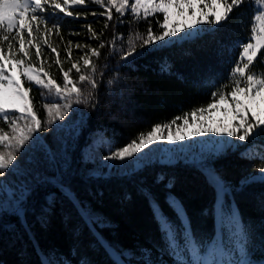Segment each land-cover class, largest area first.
Returning <instances> with one entry per match:
<instances>
[{
	"label": "snow or ice",
	"instance_id": "snow-or-ice-1",
	"mask_svg": "<svg viewBox=\"0 0 264 264\" xmlns=\"http://www.w3.org/2000/svg\"><path fill=\"white\" fill-rule=\"evenodd\" d=\"M246 2L254 5L248 35L232 42V49H238L239 56L230 67L226 82L211 92V102L167 122L154 123L150 130L137 133L123 146H117L114 137L106 139L97 130L85 137L81 159L74 160L73 153L87 127L88 113L79 106L95 110L102 83L108 87L118 84L120 68L132 69L138 58L194 38V34L199 38L202 32L218 30ZM93 5L103 9L91 13L94 18H105L103 28L98 32L90 23L83 27L88 39L97 42L96 46L73 45L69 40L63 48L67 55L61 60L58 48L50 40L55 35L63 42L59 14L86 19L87 8ZM126 14L131 20L125 40L115 29L124 23L122 18ZM156 14H162L163 20L157 19L154 31L148 18ZM50 19L56 22L49 26ZM142 21L147 22L143 32L131 27ZM109 28L113 29V35L105 40ZM44 46L50 49V56L55 54L51 64L41 59ZM73 48L83 52L74 62ZM105 48L107 54L102 52ZM33 55L40 62L38 68ZM102 55H105L103 65L98 63ZM114 56L119 59L112 66L108 61ZM261 58H264V0H0V119L8 129H0V219L15 216L30 233L27 215L31 211L41 227H46L59 193V199L67 200L77 210L96 242L104 247L111 264H169V261L171 264H264V232L258 233L254 226L244 222L236 203L237 193L255 183L264 185V59ZM66 62L71 63L67 69L63 67ZM258 62L262 67L254 70ZM53 66L62 73V84L45 70ZM169 67L167 61L160 65L162 72ZM73 70L75 80L70 75ZM107 71L114 75L105 82L103 76ZM32 86L41 90L42 100L60 101L42 104L45 119L38 118L30 96ZM216 112L220 113L218 117L214 116ZM44 132L49 133L48 138L41 135ZM192 136L202 139L190 140L187 145L175 144ZM159 141H167L174 147L162 152L155 143ZM85 149L92 156V163L108 169L105 175L111 174L113 168H119L123 175L133 174L128 166L136 161V168L146 167L145 160L159 161L167 167L195 169L212 191L211 204L201 208L197 215L213 218V234L196 235L193 218L171 191L176 175L158 173L154 183L163 184V205L175 219L165 213L150 188L141 186L138 191L151 209L161 243L135 250L111 245L95 231L102 224L101 218L71 187L73 176L79 174L76 164L86 162ZM99 150L107 152L102 159ZM25 154L26 167L20 160ZM232 154H238L250 164L256 162L253 170L247 171L236 184L227 181L216 167L218 160ZM41 189L56 191L47 192L45 203L37 212L33 199ZM125 198L130 197L126 194ZM257 204L264 213V191L259 193ZM260 228L264 229V216ZM78 234L79 230H75L74 235ZM257 243L259 255L255 251ZM33 249L37 264H72L73 259L76 264H91L85 256L77 259L76 245L69 249L68 255L58 249L45 251L38 244ZM19 255L26 256L27 250L22 248Z\"/></svg>",
	"mask_w": 264,
	"mask_h": 264
},
{
	"label": "trees",
	"instance_id": "trees-1",
	"mask_svg": "<svg viewBox=\"0 0 264 264\" xmlns=\"http://www.w3.org/2000/svg\"><path fill=\"white\" fill-rule=\"evenodd\" d=\"M253 7L254 5L250 6L246 2L245 6L237 8L233 16L218 30L202 32L199 38L194 36L175 46H167L144 58H138L132 69L120 68L118 84L108 87L102 83L98 90V104L95 110L79 106L81 111L88 113L87 127L80 138L79 147L73 153L74 160L81 159L80 150L84 148L85 137L97 130L102 132L106 139L114 137L117 146H123L135 138L137 133L150 130L152 124L167 122L175 116H181L184 112L191 113L193 108L211 102V92L226 82L227 73L239 56V50L232 49V42L245 39L248 35L247 28ZM94 11L98 13L103 9L94 5L88 7L89 14L86 19L83 16L76 19L59 14L63 42L55 35H52L50 40L58 48L61 60H65L67 54L64 53L63 48L69 40L73 45L89 43L92 47L96 46L97 42L88 39L87 30L83 27L90 23L98 32L103 28L105 18L103 16L94 18L91 15ZM122 19L124 23L116 27L115 32L123 34L126 40L131 16L126 14ZM157 19L162 21V14L148 18L154 31L157 28ZM53 22L56 21L50 19L49 26ZM131 27H138L143 32L147 22L142 21L138 26L133 24ZM112 35L113 29L109 28L103 38L107 40ZM32 51L34 53L35 49ZM102 52L107 54L108 48L103 49ZM49 54L50 49L44 46V56L41 59H47L51 64L55 54L51 56ZM82 54L80 49L73 48V62ZM32 59L39 67L40 62L34 55ZM118 59L119 57L114 56L108 63L114 66ZM164 61H167L170 67L162 72L160 65ZM98 63L101 65L105 63V55L100 57ZM70 66V62L63 65L65 69ZM261 67L258 62L254 70ZM45 70L62 84V73L58 67H46ZM70 75L74 80L76 79L75 70ZM113 75L112 71L105 72L103 81L106 82ZM24 86L29 87L27 83ZM40 92L41 90L35 86L30 88V96L33 98L38 118L45 119L42 104L60 101L42 100ZM0 129L8 130L2 119H0ZM41 135L49 137L48 132ZM254 163L256 162L250 164L238 154H232L218 160L216 167L227 181L236 184L247 171L253 170ZM76 167L79 174L73 176L71 187L76 196L90 205L94 214L101 218L102 224L95 231L113 246L135 250L140 246L153 247L161 243V236L153 220L151 209L138 191L141 186L150 188L160 200L165 213L175 219L168 207L163 205L165 196L163 184L154 183L158 173L176 175L177 181L171 191L183 202L188 215L193 218L192 227L196 235L210 237L213 234V218L197 215L201 208L211 204L212 191L205 183L204 177L195 169L183 166L167 167L155 162L130 175L102 178L87 173L88 169H91L87 161L77 163ZM49 191L56 190L41 189L34 197L33 207L37 212L45 203L44 196ZM262 191L264 185L255 183L244 192L236 194V203L244 222L254 226L258 233L264 232V229L260 228L264 213L257 204V197ZM126 194L130 198L126 199ZM57 197L46 227H41L31 211L27 215V222L31 227L30 233L21 227L15 216L0 219V264H21L22 261L24 264H37L34 244H38L45 251L58 249L65 255H68L69 249L76 245L77 259L85 256L91 264H111L104 247L96 242L93 232L89 231V227L77 210L67 200L59 199V193ZM10 225L15 227L9 229ZM75 230H79L78 235H74ZM32 236L34 239H30ZM22 248L27 250V255L23 257L19 255ZM255 251L259 255L258 243ZM72 264H76V259L72 260Z\"/></svg>",
	"mask_w": 264,
	"mask_h": 264
},
{
	"label": "rangeland",
	"instance_id": "rangeland-1",
	"mask_svg": "<svg viewBox=\"0 0 264 264\" xmlns=\"http://www.w3.org/2000/svg\"><path fill=\"white\" fill-rule=\"evenodd\" d=\"M195 36V34H194ZM18 47V45H17ZM36 66V64H35ZM38 68V66H36ZM8 68H11V65L8 66ZM229 102H230V98H229ZM220 115V113L216 112L214 113V116L218 117ZM189 120H190V123H191V116L189 117ZM173 132L176 131L175 129V126H173ZM165 135H167V131L164 133ZM199 139H202V137H197V136H192V137H186V139L184 141H178V142H175V144H185L187 145L188 141H196V140H199ZM156 144L159 145L161 151H167V149L169 148H173L174 145L173 144H170L168 143L167 141H159V142H155ZM105 155H107V152L105 150H103V152H101V150H99V158L102 159ZM85 157H86V161L88 162L89 165H91V169H88L87 173L94 176V177H112V176H124L119 168H113L111 170V174H108V175H105L104 173H107L108 172V169L107 168H104L103 166H99L98 164H94L92 163V156L88 154V151L87 149H85ZM20 160H21V165L23 166H27L26 164V160H27V154H25L24 156H21L20 157ZM160 163L159 161H148V160H145L143 161L144 164L146 165H149L151 163ZM117 165H120V162L119 161H116L115 162ZM136 161H133L129 166H128V169L131 170L132 172H135L141 168H136ZM143 168V167H142ZM91 170V171H90ZM11 175L9 176V179H11Z\"/></svg>",
	"mask_w": 264,
	"mask_h": 264
}]
</instances>
